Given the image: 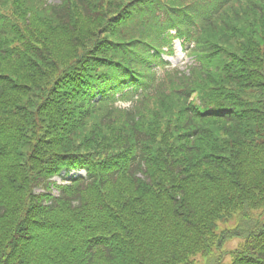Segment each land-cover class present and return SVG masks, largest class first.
Listing matches in <instances>:
<instances>
[{"label":"trees","instance_id":"obj_1","mask_svg":"<svg viewBox=\"0 0 264 264\" xmlns=\"http://www.w3.org/2000/svg\"><path fill=\"white\" fill-rule=\"evenodd\" d=\"M227 256L264 264V0H0V264Z\"/></svg>","mask_w":264,"mask_h":264},{"label":"rangeland","instance_id":"obj_2","mask_svg":"<svg viewBox=\"0 0 264 264\" xmlns=\"http://www.w3.org/2000/svg\"><path fill=\"white\" fill-rule=\"evenodd\" d=\"M50 2H60L61 0H49ZM174 52L173 55H168L167 53H164V57L166 60L170 62L172 66H182L184 67L185 63H189L190 60H192V56H189L185 53L183 50L180 40H175L174 42ZM52 194L58 195L59 190L58 189H52ZM241 223L240 217L235 214L233 216H230L226 219H222L219 224L218 228L219 230H229V229H235L239 224ZM243 242V239L240 237H235L227 241L225 245V250L227 253H230L232 250L238 248ZM200 262L198 264H207L205 259H201L199 257ZM231 261V256H227L224 258L222 264H228Z\"/></svg>","mask_w":264,"mask_h":264}]
</instances>
